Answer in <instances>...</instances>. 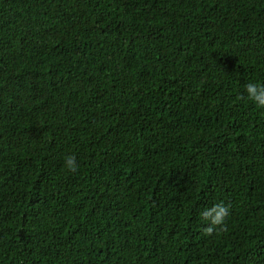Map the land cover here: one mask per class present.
Masks as SVG:
<instances>
[{
  "label": "trees",
  "instance_id": "obj_1",
  "mask_svg": "<svg viewBox=\"0 0 264 264\" xmlns=\"http://www.w3.org/2000/svg\"><path fill=\"white\" fill-rule=\"evenodd\" d=\"M247 83L264 0H0V264H264Z\"/></svg>",
  "mask_w": 264,
  "mask_h": 264
},
{
  "label": "clouds",
  "instance_id": "obj_2",
  "mask_svg": "<svg viewBox=\"0 0 264 264\" xmlns=\"http://www.w3.org/2000/svg\"><path fill=\"white\" fill-rule=\"evenodd\" d=\"M246 95L240 99H247L254 103L257 108L264 109V84L247 83L244 85ZM65 167L70 172H76L78 165L74 155L65 156ZM229 208L223 203H216L210 208H205L201 213V219L207 222V227L204 228L205 235L211 236L218 229L224 226L226 218L229 216Z\"/></svg>",
  "mask_w": 264,
  "mask_h": 264
}]
</instances>
